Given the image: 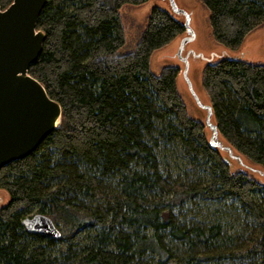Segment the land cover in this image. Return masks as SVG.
Wrapping results in <instances>:
<instances>
[{
	"label": "trees",
	"instance_id": "obj_1",
	"mask_svg": "<svg viewBox=\"0 0 264 264\" xmlns=\"http://www.w3.org/2000/svg\"><path fill=\"white\" fill-rule=\"evenodd\" d=\"M148 1L48 0L29 74L62 118L0 171L10 197L0 205V264H264V185L210 144L178 90L180 68L151 71L184 22L154 7L136 43L127 38L121 10ZM200 1L229 49L264 23V0ZM202 87L222 140L264 167V65L223 58L204 67ZM176 153L185 167L173 166ZM35 208L58 238L25 229Z\"/></svg>",
	"mask_w": 264,
	"mask_h": 264
},
{
	"label": "water",
	"instance_id": "obj_2",
	"mask_svg": "<svg viewBox=\"0 0 264 264\" xmlns=\"http://www.w3.org/2000/svg\"><path fill=\"white\" fill-rule=\"evenodd\" d=\"M47 2L14 0L6 10L0 7V171L33 154L61 123L60 104L29 74L31 65L43 50L46 36L37 26ZM169 2L177 16L185 19L188 35L185 41L194 40L189 13L179 8L175 0ZM183 48L182 43L178 57L185 64L183 75L187 78L189 64L188 57L182 55ZM189 88L198 105L207 111L205 125L212 133L210 144L234 156V150L220 141L217 125L211 121L214 117L212 106L202 104L190 82ZM23 225L32 234L55 239L60 236L55 224L43 215L26 218Z\"/></svg>",
	"mask_w": 264,
	"mask_h": 264
},
{
	"label": "rangeland",
	"instance_id": "obj_3",
	"mask_svg": "<svg viewBox=\"0 0 264 264\" xmlns=\"http://www.w3.org/2000/svg\"><path fill=\"white\" fill-rule=\"evenodd\" d=\"M178 7L185 10L190 15V28L195 33L194 40L185 41L188 37L187 32L179 36L171 44L163 49L156 51L151 58V71L158 75L167 66H177L180 68L178 77V90L186 103L191 117L202 120L205 123L207 111L201 108L189 88V82L194 92L199 97L202 104L211 106L210 100L202 87V73L207 64L216 63L223 58H233L242 60L255 65H264V23L251 32L238 50L229 49L215 42L210 26V11L200 0H175ZM154 7H159L169 11L172 15L185 22L183 16H177L172 10L169 0H149L140 6L127 5L121 10V17L126 27V35L131 44H135L142 32L145 30L149 15ZM182 43L183 57H188V75H183L185 68L184 62L178 57V52ZM189 81V82H188ZM215 124V118L212 117ZM208 138L211 137V130L206 127ZM219 140V138H218ZM222 138L220 137V141ZM223 141V140H222ZM224 146H228L224 141ZM220 152L230 161L233 172L244 171L252 175L262 185H264V167L259 166L233 151L234 156H229L225 150ZM176 164L185 167V163L177 153L171 156ZM181 167V168H182ZM174 170H176L173 167ZM10 197L6 191H0V205L9 203ZM38 209L27 212L26 217L32 218L37 215ZM60 225V224H59Z\"/></svg>",
	"mask_w": 264,
	"mask_h": 264
}]
</instances>
